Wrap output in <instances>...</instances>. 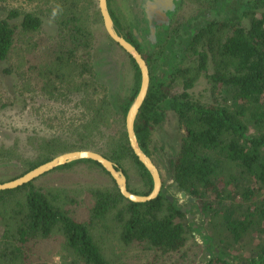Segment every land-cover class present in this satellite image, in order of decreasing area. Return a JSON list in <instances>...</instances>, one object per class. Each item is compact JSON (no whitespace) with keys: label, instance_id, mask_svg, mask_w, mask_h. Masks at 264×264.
I'll return each instance as SVG.
<instances>
[{"label":"trees","instance_id":"obj_1","mask_svg":"<svg viewBox=\"0 0 264 264\" xmlns=\"http://www.w3.org/2000/svg\"><path fill=\"white\" fill-rule=\"evenodd\" d=\"M143 1L129 0L135 14ZM192 1L198 6L187 19H171L153 41L144 43L132 29L130 36L120 30L109 6L117 28L149 65L150 87L135 121L137 139L159 170L161 159L178 189L194 198L187 199L190 210L182 211L166 192L133 202L115 181L109 187L70 191L37 185V177L0 190V264H49L66 250L80 264H111L92 230L95 220L110 214L122 242L147 245L168 258L183 251L193 231L201 235L200 250L208 256L192 264H264V0ZM19 2L0 0V73L16 76L14 90L23 97L27 113L17 118L0 114V127L6 129L0 137V159L21 162L22 171L0 182L59 152L88 148L121 168L120 160L132 157L147 177L148 190L129 188L149 193L152 176L129 146L125 127L140 87V69L110 37L135 71L131 96L119 112L91 57V21L103 22L98 0ZM47 23L51 30H45ZM20 53V63L11 62L12 55ZM6 62L9 65L3 66ZM200 79L207 88L196 92ZM9 104L1 93L0 107ZM54 108L58 111L51 115ZM42 110L49 114L39 124L67 127L65 135L36 133L29 115ZM168 111L177 116L182 132L167 153H157L158 162L149 144L153 128L165 121ZM111 122L120 123L114 134L108 133ZM82 160L102 167L90 159L57 167ZM189 213L199 221H191ZM49 241L58 245L50 253L44 248Z\"/></svg>","mask_w":264,"mask_h":264},{"label":"rangeland","instance_id":"obj_2","mask_svg":"<svg viewBox=\"0 0 264 264\" xmlns=\"http://www.w3.org/2000/svg\"><path fill=\"white\" fill-rule=\"evenodd\" d=\"M21 1V0H19ZM16 0H5L6 4L20 3ZM110 9H112L116 20H118L119 28L124 33L130 36V31L135 27L134 25H141L143 23V11L137 10L135 14L129 4V0H109ZM198 5L192 0H180L177 10L173 16L174 22L177 19L183 21L187 19ZM92 31L94 37V46L92 50V60L95 69H98L101 73L102 79L106 81L110 86V93L112 99L118 108L119 112H123L125 103L131 96V92L134 86V67L131 64L129 56L118 46H116L110 36L108 35L103 22L100 20H92ZM52 27L49 23L45 25V30H51ZM44 33V32H42ZM22 53L12 55L11 62L19 64V58H22ZM4 66H8L9 62L2 63ZM16 76H5L0 73V94L6 93L9 105L6 107H0V114L2 117L13 116V118L24 117L27 113V109L24 107L23 97L18 95L14 90V83ZM170 84V78L166 80L165 86ZM207 88L204 80L200 79L194 90L196 92L203 91ZM171 90V89H170ZM205 92V91H204ZM204 94V93H203ZM46 105V104H45ZM58 109H52L51 115H54ZM46 110H42L41 113L36 116L35 114L29 115L35 121L36 133L41 130L43 133L45 130L53 134L65 135L68 131L67 127L61 128H49L46 125L39 124L40 121L48 116ZM24 121H18L16 124L21 125ZM109 126V132L114 134L120 123L111 122ZM6 132L5 128L0 127V137ZM181 129L178 124L177 116L171 112H167V116L164 122L160 125H155L151 134V142L149 144L151 150L159 162V155L169 151V148L173 146L179 135ZM63 139L67 138L61 136ZM96 140L101 138H93ZM107 141V140H103ZM101 141L96 142L99 144ZM157 153L159 155L157 156ZM159 162L160 171L162 173L164 187L167 189L166 194L173 196L178 205L182 207H188L190 204L187 198L181 197V190H173V194L170 192V187L173 183L171 175L166 171L165 163L160 159ZM120 165L126 171L128 177L129 187L137 192L144 193L148 190V181L142 169L136 164L132 157H126L120 160ZM162 165V167H161ZM22 171L21 162L10 159H0V179H7L14 175H17ZM35 183L40 186L46 187H66L68 190H75L79 188H98L112 186L114 180L112 177L99 165L92 163L88 160L78 161L70 166L57 167L51 171L39 176ZM190 210L187 209V211ZM199 221V216L194 215L191 219ZM92 230L100 244L105 256L111 262V264H192L199 261H203L206 256L204 252L200 250L203 239L197 232L191 231L188 233L187 245L183 251L174 253L171 258L162 254L157 249L148 247L140 243L126 244L119 238L116 221L112 218V215L105 220H95L92 225ZM44 248L50 253L52 250L58 248L57 244H53L51 241L48 244H44ZM183 253V255H182ZM49 264H80V261L73 253L66 250L64 254L57 253Z\"/></svg>","mask_w":264,"mask_h":264},{"label":"water","instance_id":"obj_3","mask_svg":"<svg viewBox=\"0 0 264 264\" xmlns=\"http://www.w3.org/2000/svg\"><path fill=\"white\" fill-rule=\"evenodd\" d=\"M155 1L156 3H160V4L166 1V6L167 8L170 9V8H176L180 0H155ZM175 2H177V4ZM98 8L102 16L104 27L107 33L109 34V36L134 58L140 69V74H141L140 87L127 110L125 116V127L127 131L129 146L133 150L134 154L137 156L138 160L143 163V165L146 167V169L149 171V173L152 176L153 187L151 191L147 194H140L132 191L128 186V177L125 171L123 170V168L119 167V165L113 159L105 156L103 153L88 148L72 149V150H65L59 152L48 161L34 167L33 169L27 171L26 173L16 178L4 182H0V190L19 187L25 183H28L36 179L37 177L43 175L44 173L54 169L55 167L61 164H66L75 160L90 159L100 163L102 167L105 168L110 173L117 187L119 188L120 192L123 194L125 198H127L130 201L146 202L155 199L156 197H158V195L161 192L166 191L165 187L163 186L162 176L157 164L154 162L151 156L148 155L141 147L135 131V121L137 115L140 111V108L145 98L147 97L150 87L151 75H150L149 65L143 54L137 48V46L134 45L131 41H129L117 28L109 9L108 0H98ZM172 189L173 190L178 189L177 182H174L172 184ZM181 197L187 198L191 202L194 201L193 197L187 196L185 190L181 191ZM169 198L171 201L173 200L172 196H169ZM189 208H191V205H189L187 208L183 207L182 211H187V209ZM192 217L193 214L189 213L190 220L192 219Z\"/></svg>","mask_w":264,"mask_h":264},{"label":"flooded vegetation","instance_id":"obj_4","mask_svg":"<svg viewBox=\"0 0 264 264\" xmlns=\"http://www.w3.org/2000/svg\"><path fill=\"white\" fill-rule=\"evenodd\" d=\"M175 3L177 4V2ZM178 5L179 2L176 8L169 9L166 6V1L160 4L156 3L155 0H144L142 2L143 23L138 27H133L132 29L135 37L141 43H144L145 39L153 41L155 34H157V31L163 30L170 23L173 15L177 10ZM165 192H167V189ZM170 192L172 194L174 193L172 185L170 187ZM167 196L169 197V195ZM172 201H174V197Z\"/></svg>","mask_w":264,"mask_h":264},{"label":"clouds","instance_id":"obj_5","mask_svg":"<svg viewBox=\"0 0 264 264\" xmlns=\"http://www.w3.org/2000/svg\"><path fill=\"white\" fill-rule=\"evenodd\" d=\"M53 15H55V12L53 13Z\"/></svg>","mask_w":264,"mask_h":264}]
</instances>
